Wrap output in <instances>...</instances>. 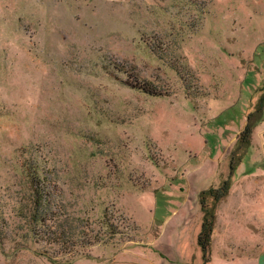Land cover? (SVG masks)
I'll return each mask as SVG.
<instances>
[{
	"label": "rangeland",
	"instance_id": "rangeland-1",
	"mask_svg": "<svg viewBox=\"0 0 264 264\" xmlns=\"http://www.w3.org/2000/svg\"><path fill=\"white\" fill-rule=\"evenodd\" d=\"M263 87L264 0H0V264H203L200 192L229 177L215 247L251 240L234 224L264 210ZM65 225L80 243L53 239Z\"/></svg>",
	"mask_w": 264,
	"mask_h": 264
},
{
	"label": "trees",
	"instance_id": "trees-1",
	"mask_svg": "<svg viewBox=\"0 0 264 264\" xmlns=\"http://www.w3.org/2000/svg\"><path fill=\"white\" fill-rule=\"evenodd\" d=\"M137 88L141 89L143 92L150 94L152 96H162L165 92L160 89L158 86L153 85L151 83H147L145 81L139 82L136 80ZM261 96L258 102L257 110L261 111L264 109V87L260 89ZM253 114H249L248 122L244 129L240 132L238 139L236 141L234 149L230 154V176L235 172L237 167L241 164L243 158L246 155V151L251 143L252 132L255 124L251 122ZM39 170H33L32 173V183L34 190V211H33V220L36 222L43 221L48 212V203L46 202L47 195L45 193L46 183L44 180L41 181L42 178L41 173L39 174ZM43 179H45L43 177ZM231 178L224 179L218 187H210L204 189L200 192L199 200L200 206L202 210V224L201 229L198 234V245L201 249L203 264H207L212 259V241H213V233L215 230V225L217 221V208L219 203L229 194L231 189ZM58 230V229H57ZM55 233L54 240L56 242L65 241L66 243L70 242H79V239L75 238V234L78 232L77 227L72 225H65V228L61 232L52 231ZM38 234V233H36ZM84 242V241H83ZM80 243V242H79ZM85 243V242H84ZM74 246V245H72ZM72 251H76L81 247H69ZM60 249L65 250V247H60ZM68 253V251L66 252Z\"/></svg>",
	"mask_w": 264,
	"mask_h": 264
},
{
	"label": "crops",
	"instance_id": "crops-1",
	"mask_svg": "<svg viewBox=\"0 0 264 264\" xmlns=\"http://www.w3.org/2000/svg\"><path fill=\"white\" fill-rule=\"evenodd\" d=\"M227 199H223L221 204ZM218 224V218H217ZM235 227L243 234L252 237L251 240H245L241 234L234 236L231 234L226 243L215 247V228L213 238V254L212 259L207 264H264V210L255 216L251 221L246 218V221L238 220ZM237 248L241 251L240 254H234L231 248ZM227 255H226V253Z\"/></svg>",
	"mask_w": 264,
	"mask_h": 264
},
{
	"label": "water",
	"instance_id": "water-1",
	"mask_svg": "<svg viewBox=\"0 0 264 264\" xmlns=\"http://www.w3.org/2000/svg\"><path fill=\"white\" fill-rule=\"evenodd\" d=\"M262 137H263V150H264V132L262 133Z\"/></svg>",
	"mask_w": 264,
	"mask_h": 264
}]
</instances>
